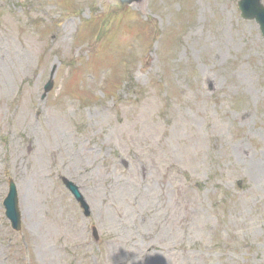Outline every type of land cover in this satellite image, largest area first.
I'll return each mask as SVG.
<instances>
[{"label":"rangeland","instance_id":"rangeland-1","mask_svg":"<svg viewBox=\"0 0 264 264\" xmlns=\"http://www.w3.org/2000/svg\"><path fill=\"white\" fill-rule=\"evenodd\" d=\"M0 264H264V36L238 0H0Z\"/></svg>","mask_w":264,"mask_h":264},{"label":"water","instance_id":"water-1","mask_svg":"<svg viewBox=\"0 0 264 264\" xmlns=\"http://www.w3.org/2000/svg\"><path fill=\"white\" fill-rule=\"evenodd\" d=\"M123 3H132L135 0H121ZM240 9L242 10V16L246 19H255L259 24L264 33V5L262 0H240ZM66 186L75 194L78 199H80L85 206L86 213H89V208L86 206L79 189L73 182L69 180H64ZM7 207V215L11 218L13 226L17 229L20 228V213L18 210V199L17 191L14 183H11L10 193L5 201Z\"/></svg>","mask_w":264,"mask_h":264}]
</instances>
